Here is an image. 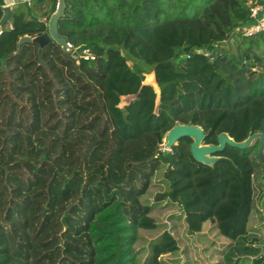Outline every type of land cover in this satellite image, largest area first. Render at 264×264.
Returning a JSON list of instances; mask_svg holds the SVG:
<instances>
[{
	"label": "trees",
	"instance_id": "1",
	"mask_svg": "<svg viewBox=\"0 0 264 264\" xmlns=\"http://www.w3.org/2000/svg\"><path fill=\"white\" fill-rule=\"evenodd\" d=\"M8 2L0 264H264L257 139L211 164L188 136L160 149L176 123L264 134V31H242L264 0H63L69 51L14 36L45 32L57 0Z\"/></svg>",
	"mask_w": 264,
	"mask_h": 264
},
{
	"label": "water",
	"instance_id": "2",
	"mask_svg": "<svg viewBox=\"0 0 264 264\" xmlns=\"http://www.w3.org/2000/svg\"><path fill=\"white\" fill-rule=\"evenodd\" d=\"M63 0H57L54 11L49 15L47 19V29L41 34L35 36L23 35L19 37L18 43L22 41H35L39 46H43L49 40L56 41L63 50L69 51L70 47L66 44L65 40L57 35L56 22L57 19L63 13ZM9 5L2 7V14L0 16V28L5 22H9ZM72 56H76L75 51L71 52ZM150 82L155 85L153 74H149ZM182 136H188L191 138L189 144V151L191 156L199 162L205 164H211L213 161L218 159L220 156L215 155V152L223 149L225 144L243 148L254 143L257 138L256 153L257 157L264 162V134L261 132H254L247 135L240 141H235L226 132H219L216 137V143H202L204 133L203 130L195 125L176 123L172 126L165 134V145L170 148L178 138Z\"/></svg>",
	"mask_w": 264,
	"mask_h": 264
},
{
	"label": "built area",
	"instance_id": "3",
	"mask_svg": "<svg viewBox=\"0 0 264 264\" xmlns=\"http://www.w3.org/2000/svg\"><path fill=\"white\" fill-rule=\"evenodd\" d=\"M261 10H262V7L259 4H256L250 8V16L254 19V22L245 26L242 29L243 34L249 35V34L256 33L258 31H264V18H257V13L258 11H261ZM41 19L45 20L44 17H42ZM66 44L70 47L69 43H66ZM166 148L167 147L165 145V139L163 138L162 142L160 143V149L164 150Z\"/></svg>",
	"mask_w": 264,
	"mask_h": 264
},
{
	"label": "rangeland",
	"instance_id": "4",
	"mask_svg": "<svg viewBox=\"0 0 264 264\" xmlns=\"http://www.w3.org/2000/svg\"><path fill=\"white\" fill-rule=\"evenodd\" d=\"M42 17H39V20H42L41 19ZM32 27H27V28H24V26H20V29H18V30H16L15 32H14V36L15 37H17V38H19V37H21V36H23V35H26L27 33H28V30H30ZM22 33H23V35H22ZM13 43V42H12ZM11 45H13V44H11ZM10 45V46H11ZM12 48V46L9 48H7L6 50H10ZM151 73V71L150 72H147V73H144V77L146 78L149 74ZM131 98V96H128L127 97V99H126V101L124 102V103H127L128 101H129V99ZM124 103H120V105H122V104H124ZM257 139V138H256Z\"/></svg>",
	"mask_w": 264,
	"mask_h": 264
},
{
	"label": "crops",
	"instance_id": "5",
	"mask_svg": "<svg viewBox=\"0 0 264 264\" xmlns=\"http://www.w3.org/2000/svg\"><path fill=\"white\" fill-rule=\"evenodd\" d=\"M11 4H12V2H8V3H6V5H9V7L11 6ZM262 11V10H261ZM262 15H263V17H264V11H262V13H261ZM262 18V17H261Z\"/></svg>",
	"mask_w": 264,
	"mask_h": 264
},
{
	"label": "bare ground",
	"instance_id": "6",
	"mask_svg": "<svg viewBox=\"0 0 264 264\" xmlns=\"http://www.w3.org/2000/svg\"><path fill=\"white\" fill-rule=\"evenodd\" d=\"M148 77H149V75H148Z\"/></svg>",
	"mask_w": 264,
	"mask_h": 264
}]
</instances>
